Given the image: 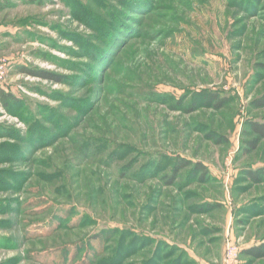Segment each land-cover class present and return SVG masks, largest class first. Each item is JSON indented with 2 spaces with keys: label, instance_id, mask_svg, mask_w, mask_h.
<instances>
[{
  "label": "rangeland",
  "instance_id": "obj_1",
  "mask_svg": "<svg viewBox=\"0 0 264 264\" xmlns=\"http://www.w3.org/2000/svg\"><path fill=\"white\" fill-rule=\"evenodd\" d=\"M0 60V264H264V0H0Z\"/></svg>",
  "mask_w": 264,
  "mask_h": 264
},
{
  "label": "trees",
  "instance_id": "obj_2",
  "mask_svg": "<svg viewBox=\"0 0 264 264\" xmlns=\"http://www.w3.org/2000/svg\"><path fill=\"white\" fill-rule=\"evenodd\" d=\"M20 70H21V72L27 73L29 75H32V76H35L38 78L51 80L50 77L44 72H31V71H27L26 69H23V68ZM0 95L4 98H11L12 102L17 103V100L14 99L13 96H10L7 93L2 92ZM208 99L210 101L217 100V103H215L216 105L214 106L215 108H221L225 103L224 99H218V97H216L215 95H210L208 97ZM261 100L262 101L260 103L256 102V104L259 106H264V97ZM248 124H249V128H250L252 134L255 135V139H253L252 141H249L248 145L250 146V150H254L257 147L258 142L260 140H264V122H262V123L248 122ZM184 166H187V165L186 164L180 165L181 168ZM199 170H202V168H200ZM178 172H179V169L175 168L174 169V175L177 174ZM246 174L248 175V178L255 183H258V182H261L262 180H264V170L260 169L258 171H248ZM243 253H245L246 255L252 256L256 259L264 258V243H261V244L254 246V247H250L248 249H245L243 251Z\"/></svg>",
  "mask_w": 264,
  "mask_h": 264
},
{
  "label": "built area",
  "instance_id": "obj_3",
  "mask_svg": "<svg viewBox=\"0 0 264 264\" xmlns=\"http://www.w3.org/2000/svg\"><path fill=\"white\" fill-rule=\"evenodd\" d=\"M7 66L8 64L4 60H0V82L6 73ZM240 252L241 248L237 244L227 241L221 264H239Z\"/></svg>",
  "mask_w": 264,
  "mask_h": 264
}]
</instances>
